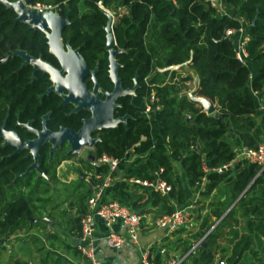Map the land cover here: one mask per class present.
I'll return each mask as SVG.
<instances>
[{
	"label": "trees",
	"instance_id": "trees-1",
	"mask_svg": "<svg viewBox=\"0 0 264 264\" xmlns=\"http://www.w3.org/2000/svg\"><path fill=\"white\" fill-rule=\"evenodd\" d=\"M31 1L54 3L60 14L68 12L69 23L62 30V38L71 47H77L89 67L97 62L96 76L105 89L111 88L107 52L103 48L104 9L109 11L119 49L115 57L121 86L131 87L135 77L133 98L121 97L122 107L116 112L127 113L125 123L101 130L91 152L94 156L105 154L118 159L122 170L120 176L119 166L116 168L115 179L104 190L103 200H116L140 216L148 211L146 207H157L158 217L169 214L175 206L183 204L180 171L187 185L201 197H207L215 189L226 196L223 201L218 199L209 204L198 230L191 236L194 243L201 240L199 247L205 242L197 264H214L215 249L226 264H246L242 259L247 251L255 257L256 264H264V258L258 257L260 252L264 253V247L251 249L255 243L264 245V240L260 241L264 237V169L256 175L255 164L236 160L232 170H212L235 160L228 141L229 124L251 131L255 137L259 132L253 117L252 92L264 91V0H221L224 12L216 11L205 0ZM13 17L12 9L0 3V57L19 48L32 56L52 60L47 54L43 33L13 21ZM239 27L245 37V62L235 57L234 43L224 34L226 28ZM248 62L256 70L251 77ZM30 72V65H22L16 55L0 62V123L5 118L4 128L16 131L22 138L31 137L15 120L23 122L31 118L35 127H39V115L47 110L50 113L46 121L48 129L56 130L59 125L77 128L82 113H66L70 105L58 106V95L42 94L48 84L46 74L36 71L30 77ZM192 73L198 77L196 94L215 102L219 117L201 111L188 98L186 82L192 80ZM152 92L160 106L144 112L145 100ZM12 151L0 140V238H7L22 226L23 217L30 216L32 193L37 185L47 184L41 176L35 177V171L13 180L14 175L24 172L31 158L24 151L17 154ZM60 151H54L53 158ZM39 156V169L51 177L50 170L57 160L47 161L45 147L39 150ZM80 163L91 171L86 161ZM202 164L208 172L202 171ZM99 171L104 173L106 167L94 169ZM154 174L170 186L165 195L127 182L151 180ZM16 185L30 188L24 194L14 190ZM241 192L233 207L205 234L213 223L209 224L208 218L219 219ZM87 196L84 190L75 202L68 204L76 206L73 217L68 220L75 238L79 237V217L85 211ZM238 218L243 222L240 233L231 229L237 225ZM225 227L229 229L226 239L231 245L229 251L217 243L219 230ZM189 246L184 244V249L188 251ZM75 252L79 254L76 249ZM157 252L150 259L152 264H162ZM14 264L24 263L15 261Z\"/></svg>",
	"mask_w": 264,
	"mask_h": 264
},
{
	"label": "crops",
	"instance_id": "crops-1",
	"mask_svg": "<svg viewBox=\"0 0 264 264\" xmlns=\"http://www.w3.org/2000/svg\"><path fill=\"white\" fill-rule=\"evenodd\" d=\"M247 66L249 69V77H251L256 73V70L250 64V62H248ZM194 75L195 74L192 73V83H193ZM253 98L255 105V111L253 117L258 125L259 132L257 137H255L253 136L251 131L239 129L237 127H234V125L229 124L228 141L231 145L232 151L235 154L234 157H236V153L238 149L241 147H255L257 145L264 146V91L260 93L254 92ZM89 155H93V154L90 153ZM68 160L69 159H65L61 161L59 164L55 165L54 169L55 168L57 169L58 175L59 174L61 175L62 173V172L59 173V170L61 171V169H64L65 167H70L71 164L70 163L67 164V162H69ZM236 160L237 159L230 162L227 166V169L232 170ZM118 171H119L118 174L121 176L122 170L120 169V166ZM73 173L75 174V172ZM178 173L181 177V181H182L181 189L183 193V204L179 207H184V206L186 207L187 205H191V203L196 205L195 209L192 212V218L194 219V221L191 220L192 219L191 218L189 224L185 226V227H190L189 232H186V235L188 236L182 237L181 235L176 234L175 232L178 230L170 234H167L163 229L156 227L154 225V221L151 224H149L148 220L154 212H157L156 211L157 207H148V208L146 207L148 211L141 216L143 227L140 228V231L138 232L137 245H132L129 241H126L119 250L115 251L106 246L103 239L104 230L102 228V225L98 220H95L92 237H93V246L95 249L96 258L99 264H141L140 255L144 249L148 250V254H149L148 260L152 264L153 262H151L152 260L150 261V259H152L153 254L156 251H158L159 248L163 247L165 249L167 248V246L169 248H172L174 252L173 254L174 257L182 258L181 264H197L198 254L203 246L199 247L198 245H196L194 249H192V251L189 250L192 248V245L195 244L191 236L199 228L200 221L198 220V215L200 214L204 215L207 212L209 204L211 202H215L218 199L220 201H223L226 196L222 194L221 191L215 189L207 197H201L198 194V192H195L191 187L187 185L184 174L180 171ZM66 174L67 172L62 175L66 176ZM37 176H41L43 179L47 181L48 184L51 183L50 181H52L54 177V175L48 177L44 175L43 172L42 175L36 172L35 177ZM16 177H21V176H17L16 174L14 175L13 180ZM23 177L25 176H22V178ZM71 179H72V175L71 173H68V176L66 177L65 180L69 182ZM78 180H80L79 186L77 184V187L74 188V192L76 193V196H77V192H76L77 189L80 188L82 185H84L85 188L84 187L83 188L88 193L89 188L86 183V179L84 178V175H79ZM247 186L245 187V189L247 188ZM28 188H30L29 185L25 187L16 185L14 190L16 192H19L20 190L21 193L25 194L26 192L29 191ZM45 193H47V191ZM68 194L71 196V198L69 199L71 200L70 202H75L76 199L73 201L71 192ZM8 195L10 196L11 193L8 192ZM238 198L239 196L226 208V210L223 212V214L219 219L215 220L213 217L208 218V221L213 223H212V227L210 226L205 234L209 233L216 226V224L228 212V210H230L231 207H233V205L235 204ZM210 199H212V201ZM38 205H36L34 201H32V196H31L30 204H29L31 210L30 216L23 217L24 223L22 224V226L20 228L15 229V231H13V233H11L7 238H0V251H1L0 260L2 261L1 263L14 264L15 261H21L24 264H83L84 263L83 258L79 254H77V252H75L74 247L77 238H75V236L72 235L71 224L68 221L71 217H73L75 213V208H76L75 204L73 203L71 206L68 205L66 211H63L61 209L60 203H57L56 201L55 203L51 204V206H49L46 210H43V208L39 209L37 207ZM201 206L203 207L200 208ZM158 213L159 212L156 213L155 219L158 217ZM196 219L199 221L198 224H196L195 222ZM242 227H243V222L238 218L237 225L235 227H232L231 229H235L238 231V233H240L242 231ZM228 231L229 229L226 227L220 229L219 233L221 234L217 238V243L219 245H225V247L221 246L220 248H224L226 251H229L231 247V245H229L226 241L227 237H229V235H227ZM173 233H175L176 235ZM184 240L187 241L184 243L185 245L189 246L191 244V246H189L188 251L192 253L188 254L189 252L184 249V244H183ZM262 240H264L263 236L260 237V241ZM202 243H204L205 245L204 241L201 242V244ZM251 247H252L251 249L253 250H256L257 248L260 250V247H264V245L262 243L261 244L255 243ZM215 250H216V254L214 256L215 257L214 264L216 259L218 260V262L220 260H223L224 264H226L225 260L220 258L218 249ZM157 253L160 255V259L163 264L165 252L163 254L160 252ZM261 253L264 255L263 252H260L258 257L262 256ZM254 258L255 257L253 255H250L248 251L244 256V259H246L247 262L249 261L250 264H256ZM246 260L245 263L247 264ZM239 263L240 262H238V264Z\"/></svg>",
	"mask_w": 264,
	"mask_h": 264
},
{
	"label": "water",
	"instance_id": "water-1",
	"mask_svg": "<svg viewBox=\"0 0 264 264\" xmlns=\"http://www.w3.org/2000/svg\"><path fill=\"white\" fill-rule=\"evenodd\" d=\"M30 1L31 0H0V3L6 8L12 9L14 13L13 21H20L29 28L39 30L44 34L47 52L55 57L58 67L41 59L39 56H32L19 48L7 51L0 57V62L9 56H18L21 59L22 65L28 64L31 66V76H33L35 70L47 74L51 83L45 88L42 94L52 91L61 98L59 104L68 102L73 105L71 111L83 108L89 110L91 114L89 117L81 120V125L77 131L64 127H59L56 131L47 129L45 121L48 112L41 117L40 129H31L29 121L26 123H19L18 125H20L21 128L27 129L28 133L33 136L31 139H22L16 131L6 130L4 128V118L0 123L1 144L11 148L13 150L12 154L24 151L25 155L31 158V162L27 165L24 172L17 174V176L21 177L33 170L42 175V171L39 169L40 156L38 154V149L45 144L49 145V160H51L53 151L63 143L69 146L66 155L78 154L83 147L90 148L96 141V138H91L93 131L112 128L117 122L124 121L125 116L112 117V110L114 106H116L114 101L118 95H133L136 87L135 77L133 78V85L130 88L121 87L117 75L119 63L115 57L119 49L116 48V42L112 31L113 17L109 11L104 9L106 19L103 25V47L107 52V75L112 83V89L110 91H102L105 98L100 100L98 98L96 88L97 82L94 76L95 66L89 69L77 48H71L67 42L64 44L62 42V30L69 23L68 12L66 11L61 15L57 8H45L39 11L26 8L25 3ZM88 74H90L89 79L93 82L91 92H89L86 84L83 82V78ZM197 86L198 77L195 74L193 77V87L187 92L188 98L197 103L201 111L206 114H211L215 118L219 117L221 114L215 113L217 104L207 97L197 95ZM88 159L91 160L92 157ZM258 173L256 175H258ZM244 191L245 190H243V192ZM243 192H241L239 197ZM201 246H204V243H202ZM217 262L218 260L216 259L215 264H217Z\"/></svg>",
	"mask_w": 264,
	"mask_h": 264
},
{
	"label": "built area",
	"instance_id": "built-area-1",
	"mask_svg": "<svg viewBox=\"0 0 264 264\" xmlns=\"http://www.w3.org/2000/svg\"><path fill=\"white\" fill-rule=\"evenodd\" d=\"M170 1L174 3V0ZM205 1L210 6L214 7L216 11L224 12L221 0ZM25 7L39 11L45 8H57V5L54 3L30 1L25 3ZM224 34L229 36L234 43L235 57L239 61L245 62L247 54L244 49L245 37L242 34L241 27L226 28ZM170 67L176 68L177 65H172ZM254 92L255 91H253V93ZM159 106L158 98L152 92L147 100H145L144 112H147L150 109H158ZM235 159L245 160L249 163L255 164L260 172L264 169V146L257 145L255 147H241L238 149ZM88 164L91 171L89 170L84 174V178L86 179L89 188L88 196L85 201V211L79 217V237L77 238L75 249L83 258V264H99L96 258L92 237L95 220H98L102 225L104 230L103 239L106 246L116 251L119 250L126 241H129L132 245H137L138 232L140 231L141 226V216L136 211L129 209L127 206L120 204L116 200H103L104 190L115 179L113 173L119 164L118 159L101 154L99 156H94L88 161ZM228 164L212 170L221 172L222 170L227 169ZM100 166H104V169L106 167V171H104V173H102V171L94 172V169ZM201 168L204 173L208 172V168L203 164L201 165ZM201 180L204 181V177H202ZM127 182L146 190L157 191L160 195H165L170 190V186L155 174L151 180L129 179ZM193 209V205L174 209L169 214H163L157 217L154 220V225L163 229L165 233L170 234L189 224ZM199 241L200 240L195 242L189 251H192L196 245H199ZM159 252L163 254L165 249L160 248ZM148 256V250L144 249L140 255L141 264H151L148 260ZM181 260V257L173 256L170 260H167L165 264H179ZM218 264H224V262L219 261Z\"/></svg>",
	"mask_w": 264,
	"mask_h": 264
},
{
	"label": "rangeland",
	"instance_id": "rangeland-1",
	"mask_svg": "<svg viewBox=\"0 0 264 264\" xmlns=\"http://www.w3.org/2000/svg\"><path fill=\"white\" fill-rule=\"evenodd\" d=\"M176 68H178V66ZM192 87H193L192 80L188 81L186 84V91L187 92L190 91L192 89ZM66 152H67L66 149H61V151L57 155V157L53 158V156H52V160H57L56 164H59L63 159H67V156L65 155ZM91 152H92V149L91 150L90 149H83L79 155L74 156L73 158H70L68 160L69 162H67V164H69V163L71 164L70 167H65L64 169H61V171L59 170V173L62 172L61 175L57 174L58 171L56 168L54 169L56 164L52 165V169L50 170L49 175L50 174L54 175V177H53L52 181H50L51 183H49V184L47 183L46 185L40 184L39 186H37V188L35 189V192L32 195V201H34V203L36 205L40 204L37 206L39 209L43 208V210H46L49 206H51V204L55 203V201H56L57 203H60L61 209L63 211H66V208L68 206L67 203H69L71 201V200H69L71 198V196L68 193L71 192L72 197H73L72 199L74 201L78 195H80L84 192L85 187H84V185H82L80 188L77 189V191H76L77 196H76V193L74 192V188H76L77 184L79 183V181H78L79 175L82 174L83 172L86 173L88 171V170H86V166L83 165L82 163H80V161L87 160L86 155H89ZM72 171L75 172V174ZM66 172H67L66 176L62 175V174H65ZM68 173H71V175H72V179L69 182H67L65 180L66 177L68 176ZM85 173H83V175ZM55 174H56V176H55ZM45 190L47 191V193H45L46 192ZM67 194H68V196H67ZM47 200H49V201H47ZM210 200L212 201V199H210ZM191 205H193L194 209H195L196 205H194L193 203H191ZM187 206H189V205H187ZM178 208H183V207H175L174 209H178ZM158 210L159 209H157V212H158ZM200 216H203V215H201V214L198 215L199 221L201 219ZM155 217H156V212H154L150 216L148 223L151 224L155 220ZM191 220L194 221L193 218ZM198 220L197 219L195 220L196 224H198V222H199ZM140 222H141L140 228H142L143 227L142 221H140ZM209 224H211V222H209ZM210 226L212 227V224ZM189 228L190 227L178 229V231H176L175 233L181 235L182 237L188 236V235H186V232H189V230H190ZM175 233H173V234H175ZM221 246L225 247V245H219L218 244V247H221ZM173 254H174V252H173L172 248H169L167 246V248H165V257H164L163 263L165 264L167 262V260H170V258L173 257ZM175 254H177V253H175ZM262 258H264L263 254H262ZM244 260H246V259H244ZM1 262L2 261L0 260V264H2ZM246 262H247V260H246ZM179 264H181V262ZM247 264H250L249 261L247 262Z\"/></svg>",
	"mask_w": 264,
	"mask_h": 264
},
{
	"label": "flooded vegetation",
	"instance_id": "flooded-vegetation-1",
	"mask_svg": "<svg viewBox=\"0 0 264 264\" xmlns=\"http://www.w3.org/2000/svg\"><path fill=\"white\" fill-rule=\"evenodd\" d=\"M58 8V7H57ZM58 10V9H57ZM61 15H63V14H61ZM62 34V33H61ZM43 37H44V34H43ZM45 38V37H44ZM61 39H62V42H63V44L65 43V42H67L68 43V41H67V39L66 40H64L63 38H62V35H61ZM45 42H46V39H45ZM69 44V43H68ZM71 48H77V47H71ZM104 48V47H103ZM78 50V49H77ZM104 50H105V48H104ZM106 51V50H105ZM47 54L50 56V57H52V60H47V59H43V58H41V59H43V60H45V61H47V62H49L50 64H52V65H54L55 67H58V64H57V61H56V59H55V57L52 55V54H50V53H48L47 52ZM108 63V62H107ZM24 65H28V64H24ZM88 66V65H87ZM95 66V74H94V76H95V79H96V82H97V93H98V98L100 99V100H103L104 98H105V95H104V93L102 92V91H110L111 89H112V83H111V88L110 89H105V86L104 85H102L100 82H99V80H98V78H97V76H96V71H97V66H98V64H97V62H95L94 63V65H93V67ZM31 67V66H30ZM89 67V66H88ZM93 67H89V69H92ZM107 70H108V66H107ZM36 71H38V70H35L34 71V73H33V75L35 74V72ZM108 73V72H107ZM30 74H31V72H30ZM45 74V73H44ZM89 76H90V74H88V75H86L84 78H83V82L86 84V86H87V89L89 90V92H91V88H92V85H93V82L89 79ZM30 77H33V76H30ZM46 77H47V74H46ZM107 77H108V75H107ZM134 78V77H133ZM47 79H48V77H47ZM109 79V78H108ZM133 80V79H132ZM110 81V80H109ZM50 81H49V79H48V84L45 86V88L48 86V85H50ZM121 84V83H120ZM122 87V86H121ZM123 88V87H122ZM125 88H130V87H125ZM45 90V89H44ZM134 91H135V89H134ZM50 92H52V91H50ZM54 93V92H53ZM54 94H56V93H54ZM57 95V94H56ZM126 95H129V99L131 100L132 98H133V96H134V93H133V95H130V94H123V95H118L117 97H116V99H115V104H116V106H114V108H113V110H112V117H122V116H125V119H124V121L122 122V121H119V122H117L115 125H114V127H116V125L118 124V123H125V120H126V117H127V113H125V112H123V113H116L117 111H118V109L119 108H121L122 107V103H121V101L119 100L121 97H124V96H126ZM60 100H61V98L59 97V100H58V102H57V105L58 106H64V105H66V104H69L70 105V108L68 109V111H66V113H82L80 116H79V125H78V127L77 128H75V129H72V128H69V129H72V130H74V131H77L78 130V128L80 127V125H81V120L82 119H84V118H87V117H89L90 116V111L89 110H86V109H83V108H80V109H78V110H76V111H71V109L73 108V105H71L70 103H63V104H59V102H60ZM47 111H49V110H47ZM47 111H45V112H43L42 114H40L39 115V127H35V125L33 124V122H32V119L31 118H29V119H27V120H25V121H19V120H15V123L18 125L19 123H26L27 121H29L30 122V128L31 129H40V127H41V117H42V115L43 114H45ZM49 115H50V113L48 112V116H47V118H46V121H47V119L49 118ZM45 121V122H46ZM18 122V123H17ZM18 127L20 128V129H22L23 130V132L24 133H27V135H30L31 137H24V138H22L20 135V137L22 138V139H31V138H33V136L30 134V133H28V131H27V129H25V128H21L20 127V125H18ZM59 127H63V125H59ZM58 127V128H59ZM114 127H112V128H114ZM57 128V129H58ZM64 128H67V127H64ZM48 129V128H47ZM56 129V130H57ZM107 129H109V128H107ZM49 130H51V129H49ZM56 130H52V131H56ZM101 130H105V129H101ZM100 130V131H101ZM100 131H93L92 132V134H91V138H96V141L98 140V138H99V133H100ZM96 141H95V143H96ZM94 143V144H95ZM94 144L90 147V149H92V151H93V146H94ZM67 144L66 143H63L62 145H60L56 150H54V151H59V150H61V149H66L67 151L69 150V146H67ZM42 147H45L46 149H47V153H48V147H49V145L48 144H45V145H43ZM41 147V148H42ZM41 148H39L38 149V154H39V150L41 149ZM83 149H89V148H87V147H83L80 151H79V153L78 154H69V155H66L67 156V159H70V158H73L74 156H77V155H79L80 154V152L83 150ZM54 151H53V153H54ZM67 153V152H66ZM52 156H53V154H52ZM90 157H94V155H86V159L87 160H85L87 163H88V161H90L88 158H90ZM51 160H52V157H51ZM51 160H49V155H48V158H47V161L49 162V161H51ZM63 160H65V159H63ZM62 160V161H63Z\"/></svg>",
	"mask_w": 264,
	"mask_h": 264
}]
</instances>
